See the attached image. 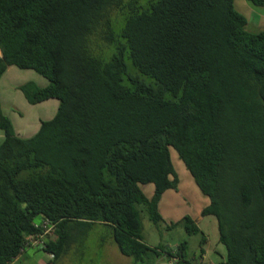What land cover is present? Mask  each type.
<instances>
[{
	"label": "trees",
	"instance_id": "1",
	"mask_svg": "<svg viewBox=\"0 0 264 264\" xmlns=\"http://www.w3.org/2000/svg\"><path fill=\"white\" fill-rule=\"evenodd\" d=\"M235 1L0 0V80L10 66L34 70L49 84L20 85L26 100L59 101L22 138L0 100V264L44 220L49 264L69 253L71 231L95 224L133 264H199L187 242L143 238L136 206L159 226L164 194L178 192L171 147L210 200L201 216L218 221V264H264V30L249 31ZM180 224L202 235L203 257L207 235L190 215L169 228Z\"/></svg>",
	"mask_w": 264,
	"mask_h": 264
},
{
	"label": "rangeland",
	"instance_id": "2",
	"mask_svg": "<svg viewBox=\"0 0 264 264\" xmlns=\"http://www.w3.org/2000/svg\"><path fill=\"white\" fill-rule=\"evenodd\" d=\"M235 8L243 14L250 24L254 21L255 26L249 24L248 30L258 32L264 30V6L257 5L250 0H236ZM124 25L123 18L119 19V24L114 27V39L124 42L120 38L121 28ZM112 51L108 52L106 60L110 58ZM129 69L132 72L133 65L130 59H127ZM2 79L0 86V99L3 113L12 121L17 135L22 138H30L37 133L42 120L52 119L57 108L54 106L56 99L45 101L43 103L30 104L23 92L19 89L20 85L27 82H34L44 87L49 84V80L38 74L34 70H23L13 66ZM46 84V85H45ZM5 136L0 129V144ZM171 158L179 178L178 192L167 191L161 201L160 210L164 217V222L159 226L154 224L143 208L137 205L140 211V219L143 224V238L145 242L154 247H174L180 243H188L187 258L193 262H200V243L201 234L189 235L180 224L174 228H169L172 222L181 221V219L190 215L199 224L208 238L206 244L208 260L215 262L221 261L220 255L215 250L226 254V247L219 242V229L216 217L209 216L201 221V211L209 203L206 197L197 187L195 180L184 162L180 159L176 150L171 147ZM143 191L147 196H152L153 186H143ZM152 191V192H151ZM71 249L69 253L55 264H133V258L123 255L113 239L112 230L102 224H95L92 227H77L71 231ZM51 255L34 248L26 250L12 264H49ZM168 263L164 259L160 264Z\"/></svg>",
	"mask_w": 264,
	"mask_h": 264
},
{
	"label": "built area",
	"instance_id": "3",
	"mask_svg": "<svg viewBox=\"0 0 264 264\" xmlns=\"http://www.w3.org/2000/svg\"><path fill=\"white\" fill-rule=\"evenodd\" d=\"M36 227H38V225H36ZM40 228V232L27 237L25 245L27 249H44L48 239L54 236V226L50 223V221H42ZM22 252H25V250L22 249ZM175 260L176 259H173L172 261L163 264H174Z\"/></svg>",
	"mask_w": 264,
	"mask_h": 264
},
{
	"label": "crops",
	"instance_id": "4",
	"mask_svg": "<svg viewBox=\"0 0 264 264\" xmlns=\"http://www.w3.org/2000/svg\"><path fill=\"white\" fill-rule=\"evenodd\" d=\"M249 24H250V21H249ZM250 26H252V27H254L255 26V23H254V21H252L251 22V24H250ZM249 27V26H248ZM252 32V31H251ZM13 66H10L8 69H7V71H6V73H5V75L9 72V71H12L13 69H11ZM4 75V76H5ZM3 76V77H4ZM3 77H2V79H3ZM2 79L0 80V86H1V82H2ZM46 85V84H45ZM48 85V84H47ZM46 85V86H47ZM45 87V86H44ZM1 96V95H0ZM1 100V99H0ZM53 100V99H52ZM2 101V100H1ZM54 106H55V108H57L58 109V107H59V101L57 100V101H54ZM40 127V126H39ZM152 192V191H151ZM152 194H153V192H152ZM151 197V196H150ZM202 212V211H201ZM207 217H209V216H207ZM207 217H202V219H201V221H204V218H207ZM201 230H202V228H201ZM203 231V230H202ZM204 232V231H203ZM205 233V232H204ZM206 235V234H205ZM208 244V243H207ZM205 249V251H204V254H203V257H200V262H199V264H218V263H220L221 261H224L225 259H226V254L224 253V254H222V252L220 251V252H218V251H216L215 250V252H216V254H218V255H220V258H221V261H219V262H215V261H212L211 259L210 260H208L207 261V259H208V255H207V249H206V247L204 248ZM16 261V260H15ZM14 263V262H13Z\"/></svg>",
	"mask_w": 264,
	"mask_h": 264
}]
</instances>
